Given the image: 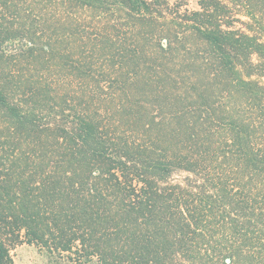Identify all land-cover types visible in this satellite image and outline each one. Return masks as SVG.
<instances>
[{"label":"trees","instance_id":"1","mask_svg":"<svg viewBox=\"0 0 264 264\" xmlns=\"http://www.w3.org/2000/svg\"><path fill=\"white\" fill-rule=\"evenodd\" d=\"M190 1L0 0V264H264V0Z\"/></svg>","mask_w":264,"mask_h":264},{"label":"rangeland","instance_id":"2","mask_svg":"<svg viewBox=\"0 0 264 264\" xmlns=\"http://www.w3.org/2000/svg\"><path fill=\"white\" fill-rule=\"evenodd\" d=\"M187 9L198 10V0H191ZM242 21H248L247 18L239 16ZM236 28L245 29L241 24H236ZM184 177V175H182ZM12 257L15 264H100L96 259L87 262L79 261L78 258L71 253L50 252L36 245L23 244L17 246L12 251Z\"/></svg>","mask_w":264,"mask_h":264}]
</instances>
